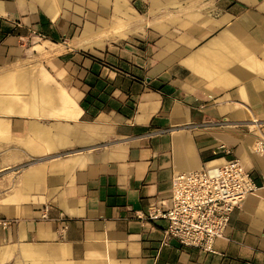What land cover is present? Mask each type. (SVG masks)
Segmentation results:
<instances>
[{
  "label": "crops",
  "instance_id": "0c3cea01",
  "mask_svg": "<svg viewBox=\"0 0 264 264\" xmlns=\"http://www.w3.org/2000/svg\"><path fill=\"white\" fill-rule=\"evenodd\" d=\"M0 37V264H264V188L214 253L146 218L179 173L263 172L264 0H0Z\"/></svg>",
  "mask_w": 264,
  "mask_h": 264
},
{
  "label": "built area",
  "instance_id": "2783aa9c",
  "mask_svg": "<svg viewBox=\"0 0 264 264\" xmlns=\"http://www.w3.org/2000/svg\"><path fill=\"white\" fill-rule=\"evenodd\" d=\"M264 156V138L253 146ZM215 164L179 173L173 179L170 206L152 205L147 220L165 219L162 246L173 240L208 253L225 237L234 211L250 195L264 188V170L257 178L239 158H220ZM44 217H47L45 214ZM5 228L12 222L0 220Z\"/></svg>",
  "mask_w": 264,
  "mask_h": 264
},
{
  "label": "trees",
  "instance_id": "16d2710c",
  "mask_svg": "<svg viewBox=\"0 0 264 264\" xmlns=\"http://www.w3.org/2000/svg\"><path fill=\"white\" fill-rule=\"evenodd\" d=\"M11 29L9 28L8 31H10ZM45 31V30H44ZM43 34L45 35H48L47 33H44L42 32ZM56 39V38H54ZM0 41H1V37H0ZM89 102V95L88 97L85 98V100L82 102V106L85 108V109H88V106H87V103ZM94 110V109H93Z\"/></svg>",
  "mask_w": 264,
  "mask_h": 264
},
{
  "label": "rangeland",
  "instance_id": "374dc122",
  "mask_svg": "<svg viewBox=\"0 0 264 264\" xmlns=\"http://www.w3.org/2000/svg\"><path fill=\"white\" fill-rule=\"evenodd\" d=\"M138 6H140V3L138 4ZM98 7V6H97ZM142 10L145 12L146 9L144 7H142ZM98 11L96 12V15H97Z\"/></svg>",
  "mask_w": 264,
  "mask_h": 264
}]
</instances>
